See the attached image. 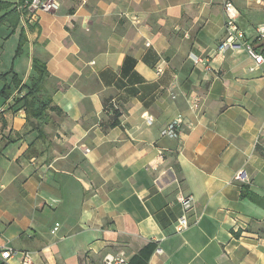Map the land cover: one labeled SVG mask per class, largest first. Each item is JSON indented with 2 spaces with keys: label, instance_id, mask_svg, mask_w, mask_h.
<instances>
[{
  "label": "crops",
  "instance_id": "obj_1",
  "mask_svg": "<svg viewBox=\"0 0 264 264\" xmlns=\"http://www.w3.org/2000/svg\"><path fill=\"white\" fill-rule=\"evenodd\" d=\"M56 1L19 9L10 36L25 30L15 74L30 85L32 60L45 63L56 110L39 125L18 102L26 91L0 102V245L19 252L0 264L25 251L33 264L121 252L132 264L149 244L146 264H264V64L251 73L244 49L217 54L227 1L264 49V0ZM179 114L180 139L163 136Z\"/></svg>",
  "mask_w": 264,
  "mask_h": 264
},
{
  "label": "built area",
  "instance_id": "obj_2",
  "mask_svg": "<svg viewBox=\"0 0 264 264\" xmlns=\"http://www.w3.org/2000/svg\"><path fill=\"white\" fill-rule=\"evenodd\" d=\"M19 9L28 11L30 14H34L39 10L52 11L59 8V4L56 0H20ZM225 37L218 46V56L224 55L228 50L244 49L249 57L252 59V65L249 67L251 73L255 72L259 67L264 64V53L257 51L250 43L245 41V32L238 24L239 11L236 9L232 1H227L225 4ZM258 41L264 43V25H260L257 28ZM194 62L203 64L205 69H210V62L208 59L195 58ZM158 73L163 72L162 67H158ZM198 102H195L194 107L198 108ZM184 123V116L182 114L177 115L175 119L169 122L162 131V135L169 139H180L181 127ZM248 179L245 171H240L236 175V180L246 181ZM192 198L188 197L183 200L186 208L190 207ZM59 224L56 225L57 230ZM190 227L189 219L186 216L181 217L176 225L177 232H182ZM19 252L9 247L8 245H0V260L8 261ZM22 264H33L30 252H22ZM125 253H108L103 258V264H127Z\"/></svg>",
  "mask_w": 264,
  "mask_h": 264
},
{
  "label": "trees",
  "instance_id": "obj_3",
  "mask_svg": "<svg viewBox=\"0 0 264 264\" xmlns=\"http://www.w3.org/2000/svg\"><path fill=\"white\" fill-rule=\"evenodd\" d=\"M5 11L7 12L0 16V25L9 23L15 31L21 20L22 13L20 12L18 7L13 8L12 3L0 0V15ZM26 42L27 34L25 30H22L16 56H19L23 53V48ZM261 52L264 53V49H262ZM32 68L38 74V76L31 80L30 85L23 84L18 75L14 74L11 84L6 82L5 87L0 92V96L9 99L12 95V86H14L15 89L20 92L26 91V94L22 98L18 99V102H23L28 118L38 120L39 125H41L43 123H46L49 111L56 110V108L52 105V96L47 93L45 88L46 78L48 76L46 64L34 58L32 60ZM9 74L10 73L1 74L0 79L6 80V76ZM115 115L116 117L118 116V113L116 111ZM118 124L119 121L118 119H116L113 121L112 126H117ZM242 197L255 199L252 193L248 191V188L246 186H244L242 189ZM155 248V244H149L141 250L138 256H135L131 260V263L146 264Z\"/></svg>",
  "mask_w": 264,
  "mask_h": 264
},
{
  "label": "rangeland",
  "instance_id": "obj_4",
  "mask_svg": "<svg viewBox=\"0 0 264 264\" xmlns=\"http://www.w3.org/2000/svg\"><path fill=\"white\" fill-rule=\"evenodd\" d=\"M2 27L0 29V75L7 74V73H10V74L6 76V80L0 79V92L5 87L6 82L7 83L10 82L9 84H11L12 78L15 74L14 65H16L15 68H18V66H21L22 63H19V60L24 55V48H23V53L19 56H16L20 38L18 40V39H14L13 36L10 37L12 32H14L13 27H10L11 31L8 26L7 28H2ZM6 29H9V31L7 32V34L4 35V32L6 31ZM22 62H24V60ZM13 89H15L14 86H12V93H13ZM5 100H6L5 97L0 96V102H4Z\"/></svg>",
  "mask_w": 264,
  "mask_h": 264
}]
</instances>
